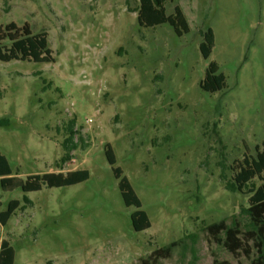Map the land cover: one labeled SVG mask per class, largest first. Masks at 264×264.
<instances>
[{
    "label": "rangeland",
    "instance_id": "374dc122",
    "mask_svg": "<svg viewBox=\"0 0 264 264\" xmlns=\"http://www.w3.org/2000/svg\"><path fill=\"white\" fill-rule=\"evenodd\" d=\"M141 0H0V29L46 34L55 61L0 62V154L14 176L87 171L74 186L5 192L0 213L20 207L3 241L13 264H251L219 245L207 228L221 221L245 234L250 195L229 189L264 143V0H166L187 30L140 26ZM213 29L215 47L200 46ZM11 48L0 40V50ZM216 63L218 93L201 83ZM74 122L73 159L63 163ZM112 147L116 165L106 151ZM120 168L142 202L150 229L136 232L138 208L124 203ZM258 187L262 182L254 181ZM25 197L29 201L25 200Z\"/></svg>",
    "mask_w": 264,
    "mask_h": 264
},
{
    "label": "trees",
    "instance_id": "16d2710c",
    "mask_svg": "<svg viewBox=\"0 0 264 264\" xmlns=\"http://www.w3.org/2000/svg\"><path fill=\"white\" fill-rule=\"evenodd\" d=\"M166 0H141L138 13V21L140 26L145 28H154L160 25L169 24L177 33L180 28L187 30V24L183 14L177 9L175 16L167 15L165 8ZM0 40H8L11 48L0 50V62L9 63L12 61H33L35 63L50 64L55 61L52 51L48 47V39L46 34L34 35L28 26L22 29L16 24H11L4 31L0 29ZM215 47V33L213 29H208L204 35V41L200 46L201 53L205 59H209ZM226 86V77L219 73V66L212 63L206 73L205 80L201 83L203 91L214 94L222 91ZM10 121L7 118H0V128L9 127ZM74 122L70 127V138L64 143L65 156L63 163H67L73 159L72 152L77 148L75 141L76 132L74 131ZM107 159L111 166H115L117 161L112 147L108 146L106 151ZM116 177L120 180V191L127 207H136V211L132 217V224L136 232H143L151 227L150 219L146 212L142 211V202L134 191L120 168H114ZM90 178L87 171L71 172L68 175L62 173H47L44 175H33L23 180L13 175V170L8 160L0 154V183L3 191L12 192L21 189L25 194L40 192L43 187L60 188L74 186L88 181ZM258 179L262 182L260 186H256L254 181ZM233 192L250 195L249 205L246 214L249 219L247 231L244 234L241 226L236 222L228 225L226 221L214 223L207 230L219 245H223L233 254L243 251L250 258L251 253L246 242L253 241L256 250V257L251 260V264H264V143L262 151L258 153L257 158L246 159L239 167V171L235 174L233 183L228 186ZM26 201H29L25 197ZM20 207L18 201H12L8 205V210L0 213V222L6 226L8 221L13 217ZM1 208V202H0ZM173 243L171 247L161 248L153 252L151 257L142 261V264L157 263L160 259L168 258L172 254V247L177 246ZM14 251L9 243L3 241L1 247L0 264H13Z\"/></svg>",
    "mask_w": 264,
    "mask_h": 264
},
{
    "label": "crops",
    "instance_id": "0c3cea01",
    "mask_svg": "<svg viewBox=\"0 0 264 264\" xmlns=\"http://www.w3.org/2000/svg\"><path fill=\"white\" fill-rule=\"evenodd\" d=\"M13 174H14V171H13ZM46 174H47V173H46ZM16 176L19 177V178H21V179H23V180H25V179L23 178L24 176H22V175H19V176L16 175Z\"/></svg>",
    "mask_w": 264,
    "mask_h": 264
}]
</instances>
